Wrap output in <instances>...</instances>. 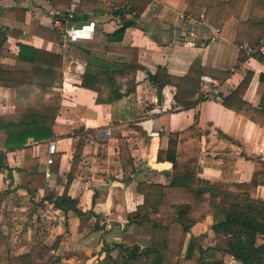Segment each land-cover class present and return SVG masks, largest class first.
<instances>
[{"label": "crops", "instance_id": "1", "mask_svg": "<svg viewBox=\"0 0 264 264\" xmlns=\"http://www.w3.org/2000/svg\"><path fill=\"white\" fill-rule=\"evenodd\" d=\"M72 1L61 5L68 6L61 13L49 0H0V31L9 32L0 66L16 65L13 57L19 55L20 45L60 57L53 90L62 98L55 139L29 141L32 158L38 161L37 173L44 176V186L36 195L22 189L18 173L25 166L26 152L0 149L13 170L12 178L8 171L0 172V255L5 252L6 257H15L38 245L56 246L53 253L61 264H105L108 252L113 259L117 257L116 245L132 246L123 240L134 234L125 215L143 204L139 184L171 182L172 163L158 160L159 151L169 148L171 134L198 124L199 177L224 187L251 183L256 162H264V128L225 108L223 100L251 75L244 100L254 108L260 105L264 56L248 58L241 50L248 43L236 44L238 18L215 28L205 19V10L200 16L188 14V0H139L136 10L128 0H117L121 6L111 0L87 1L78 10L81 18L76 24L86 27L91 38L64 45L53 29V20L66 16ZM254 1L248 0L243 22L249 19ZM144 5L145 10L137 16ZM16 9L27 10L24 23L17 20ZM123 19L134 26L118 39L114 34ZM136 61L142 69L134 73L128 66ZM196 61L201 63L202 78L218 83L222 100L206 99L193 109L182 110L174 99L175 87L167 86L160 94L149 75L164 68L171 76L183 78ZM109 69L114 79L107 76ZM86 74L91 89L83 87ZM132 87L135 92L123 99L98 103V99H110L113 89L125 94ZM208 91L209 85L202 82L197 98ZM16 104V89L0 87V117L13 115ZM108 128L113 129L110 137L103 134ZM150 130L159 136H150ZM80 136L86 139L85 147L67 195L77 201L81 216L56 210L46 200L49 193L56 198L64 195ZM50 143L56 146L54 162L60 159L57 172L47 164ZM258 195L264 200V176ZM212 225L208 217L192 228L189 237L200 238L204 249L213 247L216 236ZM137 244L145 249L150 241L139 237ZM227 258L234 261L229 256L225 261Z\"/></svg>", "mask_w": 264, "mask_h": 264}, {"label": "trees", "instance_id": "2", "mask_svg": "<svg viewBox=\"0 0 264 264\" xmlns=\"http://www.w3.org/2000/svg\"><path fill=\"white\" fill-rule=\"evenodd\" d=\"M49 1L55 10L65 13L68 6L61 5L71 0ZM87 1L91 0H84L83 3ZM111 1L121 6L117 0ZM128 1L132 3L134 10L141 2ZM247 2L248 0H188L187 12L200 16L205 10V19L215 28L238 18L240 25L236 44L241 46L248 43L254 47L264 37V2L255 0L249 19L243 22L242 15ZM145 8L146 5L137 10V16ZM15 12L17 20L24 23L27 10L16 9ZM79 15L77 12L75 23L80 21ZM132 26L133 22L123 19L122 26L114 37L123 39L126 30ZM7 34L9 32L5 35ZM3 54L5 51L2 46L0 57ZM13 58L16 61L14 67L0 66V87L14 88L17 92L15 113L0 117V149L6 152H26L25 166L18 173L21 175L22 189L33 196L44 186V176L37 173L38 161L32 158L29 141L43 143L56 137L54 126L60 113L62 98L59 92L53 90V79L55 72L61 67V58L25 45H20L19 55ZM128 68L134 73L142 69L137 61ZM106 72L108 77L114 79L112 70ZM202 75L201 63L196 61L190 73L183 78L171 76L164 68H159L149 78L160 94L167 86L175 87L174 99L177 106L182 110H190L207 99L205 96L197 98L201 91ZM88 78L86 74L83 87L91 89ZM250 82L251 75H248L223 100V106L264 128V91L257 108L244 100ZM260 82L264 85V74H261ZM135 89L136 87H132L125 94L113 89L110 99L105 102L98 99V103L118 101L134 93ZM85 141V137H79L64 195L56 198L54 193H49L46 198L54 205V209L65 213L72 211L79 216L82 212L77 208V201L67 195V188L75 177ZM200 156L198 124L171 134L169 148L158 154L160 162L167 161L173 165L171 182L168 185L139 184L138 191L144 198L143 204L135 212L125 215L128 224L134 226V234L124 236L123 240L132 246L116 245L114 249L118 251L117 257L113 259L111 251L108 252L105 264H226L227 256L238 264H264V200L258 195L260 178L264 176V162H256L251 183L224 187L199 177ZM6 159V153L0 151V172L8 171L12 178L13 170ZM59 165L58 158L52 164V170L57 172ZM1 203L2 199L0 205ZM208 217L213 220L211 229L216 240L213 247L204 249L200 238L189 235L195 225L204 223ZM139 237L148 239L149 247L141 249L137 244ZM55 248L56 246L48 248L38 245L31 252L15 257H6L4 252L3 256L0 255V264H61V259L53 253Z\"/></svg>", "mask_w": 264, "mask_h": 264}, {"label": "built area", "instance_id": "3", "mask_svg": "<svg viewBox=\"0 0 264 264\" xmlns=\"http://www.w3.org/2000/svg\"><path fill=\"white\" fill-rule=\"evenodd\" d=\"M83 2L84 0H73L67 15L56 16L53 20V29L59 33L61 37V41L63 42L64 45L75 44L82 39L91 38L90 32L84 31L86 27L80 28L79 25H77L74 22L75 15L78 12ZM216 33H219V30H217ZM241 50L248 58H251L256 54L264 56V40H261L260 44L257 47L246 45V46H242ZM202 82L209 85V91L207 95H205L207 99H212L216 101L222 100L219 91V86L216 81L203 77ZM150 122L153 123L154 121L151 120ZM103 134L106 137H110L113 135V129L108 128L104 131ZM149 134L152 137L159 136L158 132H154L152 130L149 131ZM48 152H49V157L47 159V164L52 165L54 163L53 156L56 154V146L54 143L49 144Z\"/></svg>", "mask_w": 264, "mask_h": 264}, {"label": "water", "instance_id": "4", "mask_svg": "<svg viewBox=\"0 0 264 264\" xmlns=\"http://www.w3.org/2000/svg\"><path fill=\"white\" fill-rule=\"evenodd\" d=\"M0 38H1V40H0V47H1L6 41V35H5L4 31H0Z\"/></svg>", "mask_w": 264, "mask_h": 264}, {"label": "rangeland", "instance_id": "5", "mask_svg": "<svg viewBox=\"0 0 264 264\" xmlns=\"http://www.w3.org/2000/svg\"><path fill=\"white\" fill-rule=\"evenodd\" d=\"M226 264H236L234 261H232L231 259H226Z\"/></svg>", "mask_w": 264, "mask_h": 264}]
</instances>
